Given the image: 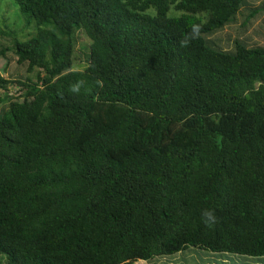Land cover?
Segmentation results:
<instances>
[{"label": "trees", "instance_id": "obj_1", "mask_svg": "<svg viewBox=\"0 0 264 264\" xmlns=\"http://www.w3.org/2000/svg\"><path fill=\"white\" fill-rule=\"evenodd\" d=\"M243 8L0 0V264L264 258V43L209 38Z\"/></svg>", "mask_w": 264, "mask_h": 264}, {"label": "rangeland", "instance_id": "obj_2", "mask_svg": "<svg viewBox=\"0 0 264 264\" xmlns=\"http://www.w3.org/2000/svg\"><path fill=\"white\" fill-rule=\"evenodd\" d=\"M246 3L255 6H263L264 0H245ZM6 12V13H5ZM250 10L243 8V12L240 14V19L246 23L247 26L251 28L244 33L242 29L236 25L231 27V30H223L220 33H216L209 38L222 50L232 51L234 50V42L240 38H246L248 42H255L258 44L264 43V13L257 16V19L248 18ZM5 13V17L9 20L14 19L12 16L13 10L4 9L1 15ZM11 22L18 24V21L14 19ZM20 25V24H19ZM4 43L0 39V46ZM24 68H19L16 65L14 58L9 55L7 58L0 57V74L3 75L5 79H14L17 75L24 73ZM32 75V74H30ZM11 92L16 95V88H11ZM147 264V263H139ZM148 264H264V258L253 259L238 257L230 262H223L219 255H214L206 251H200L195 249H190L185 252L179 253L168 259H154Z\"/></svg>", "mask_w": 264, "mask_h": 264}]
</instances>
